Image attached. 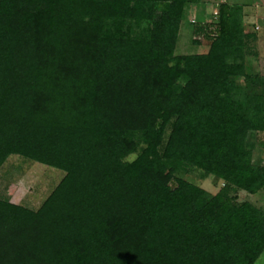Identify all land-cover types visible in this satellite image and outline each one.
Here are the masks:
<instances>
[{
	"label": "trees",
	"instance_id": "obj_1",
	"mask_svg": "<svg viewBox=\"0 0 264 264\" xmlns=\"http://www.w3.org/2000/svg\"><path fill=\"white\" fill-rule=\"evenodd\" d=\"M201 1L0 0V166L63 172L36 210L0 199V264H254L264 212L230 195L264 191L253 35L221 2L194 29L206 52L174 55ZM184 166L221 188L176 178Z\"/></svg>",
	"mask_w": 264,
	"mask_h": 264
},
{
	"label": "rangeland",
	"instance_id": "obj_2",
	"mask_svg": "<svg viewBox=\"0 0 264 264\" xmlns=\"http://www.w3.org/2000/svg\"><path fill=\"white\" fill-rule=\"evenodd\" d=\"M204 1L208 3L192 5L201 13L191 14L188 10L192 6L186 8L179 26L174 55H194L206 52L208 40L203 33H198L199 40L194 38L197 35L194 31L195 26L211 20L212 11L221 2L242 5V22L245 31L253 35V38L246 42L245 68L249 75L256 77L254 84H260L264 90V0ZM194 40L198 41L199 45L192 44ZM241 82V79H236V83ZM250 138L253 145L252 161L264 165V133H255ZM135 155V153L131 154L125 160L130 161ZM62 176L63 172L60 170L22 159L16 155L8 156L0 166V199L36 210ZM174 176L210 194H215L222 186V183L213 176L205 175L191 166L180 167ZM230 195L235 196L236 203L249 202L264 212V191L260 190L255 194L237 191ZM254 264H264V249Z\"/></svg>",
	"mask_w": 264,
	"mask_h": 264
},
{
	"label": "crops",
	"instance_id": "obj_3",
	"mask_svg": "<svg viewBox=\"0 0 264 264\" xmlns=\"http://www.w3.org/2000/svg\"><path fill=\"white\" fill-rule=\"evenodd\" d=\"M203 3H208V2H205L204 0H202L201 3H199V4H203ZM197 5H198V4H197ZM188 11H189L191 14H194V12H196V13H201L200 10H198V9L195 8V6L190 7ZM198 11H199V12H198Z\"/></svg>",
	"mask_w": 264,
	"mask_h": 264
},
{
	"label": "built area",
	"instance_id": "obj_4",
	"mask_svg": "<svg viewBox=\"0 0 264 264\" xmlns=\"http://www.w3.org/2000/svg\"><path fill=\"white\" fill-rule=\"evenodd\" d=\"M216 15V10H213L212 11V17H214ZM191 23H195L194 21H191ZM194 38H197V40H199L200 38L198 37V34L194 37Z\"/></svg>",
	"mask_w": 264,
	"mask_h": 264
}]
</instances>
